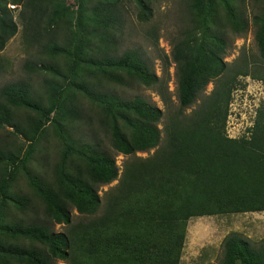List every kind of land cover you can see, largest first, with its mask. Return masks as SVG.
<instances>
[{"label":"trees","instance_id":"1","mask_svg":"<svg viewBox=\"0 0 264 264\" xmlns=\"http://www.w3.org/2000/svg\"><path fill=\"white\" fill-rule=\"evenodd\" d=\"M133 1L136 19L146 21L149 4ZM121 2L76 0L72 11L65 0H0V49L16 33L10 4L19 7L23 39L36 46L37 59L25 60L23 69L48 76L39 93L25 80L0 85V125L28 142L23 150L0 147V264H179L186 220L264 211V102L247 136L228 137L224 122L237 78L264 82V5L250 20L260 62L228 64L227 32L247 29L243 11L233 0H189L188 23L169 52L177 108L163 112L141 96L123 98L102 87L131 79L167 100L164 79L136 49L115 54ZM210 81L211 90L184 114ZM78 97L97 107L114 153L154 148L151 155L124 161L117 178L105 150L67 129L79 120ZM18 109L28 113L16 120ZM52 112L59 113L51 117L58 158L49 177L25 171V178L43 220L65 224L63 231L30 219L3 221L9 207L23 214L34 206L31 197L12 190L13 176L25 168ZM115 180L102 197L97 193L98 185ZM70 208L81 218L71 221ZM221 247L217 264H264V239L252 246L231 232Z\"/></svg>","mask_w":264,"mask_h":264},{"label":"rangeland","instance_id":"2","mask_svg":"<svg viewBox=\"0 0 264 264\" xmlns=\"http://www.w3.org/2000/svg\"><path fill=\"white\" fill-rule=\"evenodd\" d=\"M149 4L151 15L145 21H139L136 18V4L133 0H122L123 26L117 35L116 51L118 55L124 49H136L142 55L149 67L158 76L165 81L167 100L163 101L160 95L152 87L146 88L141 84L127 79L122 85H112L105 83L102 85L112 94L123 98L141 96L148 104H153L163 112L173 111L177 108V77L175 65L171 61L169 52L172 43L178 36V33L188 23L189 19V0H146ZM243 11L247 29L239 34H232L229 31L228 46L223 54V60L228 63L234 61H244L247 64L259 63L257 49L254 42V26L250 20L252 16L264 5V0H233ZM73 10L76 9V0H65ZM10 9V17L16 24V33L10 37L0 49V85L6 82H17L25 80L29 82L31 89L35 93L41 91L42 79L48 77L43 73H30L23 69L22 64L25 60L37 59L35 53L36 46L30 45L23 39L21 24L17 19L18 8L6 4ZM239 84L231 91V100L228 104V117L225 127L226 134L239 137L247 136V129L253 123L255 108L264 102V82L251 80L245 76L237 78ZM213 83L210 81L195 98L194 102L187 107L183 113L186 114L194 109L197 103L210 90ZM79 120H74L71 131L72 136L82 140L97 143L101 149L105 150L114 160L118 169V176L123 162L133 157H149L153 152H134L126 156L116 154L110 148L109 138L105 129L101 126L98 119L100 115L97 107L86 100L78 97ZM28 112L23 109L16 111L14 119H22ZM32 114V113H29ZM59 114V113H57ZM52 112L48 121L44 125V132L38 135L34 143V150L26 160L25 168L18 169L13 176L12 190L17 194L32 196L30 189L26 186L25 171L31 174H41L42 177H49L52 164L57 160V152L60 144L57 136L52 133V127L55 125L51 117L57 116ZM162 119L158 121V128L162 127ZM163 139V132L160 131V143ZM27 140L22 136L13 133L10 126L0 125V147L19 148L23 150L27 145ZM9 168V165H6ZM24 170V171H23ZM117 183V180L110 184H102L96 187L97 193L102 197L103 193ZM34 205L24 213H18L14 208L9 207L6 211L3 221H23L33 220L35 222L45 223L51 231H63L65 224L50 223L43 220L41 207L36 198L31 197ZM70 220L76 221L81 218L73 208H70ZM186 229L184 242L179 254V264H217L222 252L221 243L223 238L231 232L237 233L243 240L250 245H258L264 239V211L253 213H232L220 216H199L186 220ZM22 241H19L21 243ZM13 264H18L12 262ZM20 264V263H19ZM55 264H67L64 261L57 260Z\"/></svg>","mask_w":264,"mask_h":264},{"label":"built area","instance_id":"3","mask_svg":"<svg viewBox=\"0 0 264 264\" xmlns=\"http://www.w3.org/2000/svg\"><path fill=\"white\" fill-rule=\"evenodd\" d=\"M227 117H228V114H227V116H226V120H227ZM226 120H225V121H226ZM225 121H224V122H225ZM251 126H252V124L250 125V127H251ZM225 127H226V122H225ZM250 127H249V128H250ZM225 131H226V130H225ZM225 134H226V132H225ZM246 134H247V133H246ZM226 135H227L228 137L235 138L234 136H229L228 133H227ZM237 137H238V136H237Z\"/></svg>","mask_w":264,"mask_h":264}]
</instances>
